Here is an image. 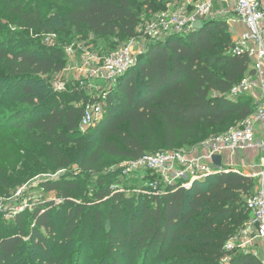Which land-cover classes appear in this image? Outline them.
Masks as SVG:
<instances>
[{"label":"trees","instance_id":"trees-1","mask_svg":"<svg viewBox=\"0 0 264 264\" xmlns=\"http://www.w3.org/2000/svg\"><path fill=\"white\" fill-rule=\"evenodd\" d=\"M57 1L69 8L65 19L49 24L56 27L58 46H44L37 39L29 44L9 27L42 28L47 24L41 12L21 4L10 8L13 0H0L10 8L9 14L0 17V85H8L0 95V133L25 129L44 147L41 155L25 147L21 170L10 174L6 185L16 186L39 173L44 162L55 171L66 169L75 155L68 154L66 146L73 145L80 148L82 176H97L104 187L105 178L98 175L106 157L135 161L147 153L191 148L200 144L192 142L202 129L222 127L232 117L241 121L252 112L249 99L236 101L227 96L249 70V57L233 54L230 38L225 43L212 40L217 28L228 26L214 19L207 20L201 30L151 41L137 65L106 98L103 119L83 132L80 123L91 99L86 90L74 84L59 92L40 77L66 68L64 47L77 38L75 30L86 28L96 37L128 39L136 34L140 15L131 0ZM176 1L181 0H156V4L163 11ZM120 44L117 41L109 48ZM115 95H119L117 102L112 98ZM158 146L163 148L157 150ZM147 174L156 177L150 171ZM77 185L60 180L41 183L48 191L60 188L64 203L70 204L61 234L54 238L57 226L42 205L18 212L8 223L13 233L7 235L0 228V264H42L43 254V264H83L86 231L72 238L82 213L74 200L81 193ZM256 187V180L242 173L221 172L196 181L190 189L169 186L164 194L153 193L139 209L134 194L100 188L95 200L112 202V229L106 233V255L101 258L110 259L109 264H262L261 257L252 252L226 247L250 220L246 199ZM133 205L136 209L125 224L126 209ZM29 212L34 225L26 237L23 217ZM4 213L0 211V220L4 221ZM43 231L62 249L65 245L60 253L45 246L48 239Z\"/></svg>","mask_w":264,"mask_h":264},{"label":"built area","instance_id":"built-area-1","mask_svg":"<svg viewBox=\"0 0 264 264\" xmlns=\"http://www.w3.org/2000/svg\"><path fill=\"white\" fill-rule=\"evenodd\" d=\"M214 19L226 22L231 28L235 24L242 27L232 51L235 55H248L249 70L232 86L227 96L236 101L249 99L252 112L227 131L191 148L147 153L131 161L123 169V174L129 175L138 169L150 171L157 178L147 184L153 190L152 194L159 195L164 194L169 186L190 189L196 181L221 172L236 171L256 180L255 192L246 199L251 218L228 241L226 247L252 252L260 256L264 264V0L176 1L152 17L141 34L146 41H157L175 33H190L195 30L194 24L198 20L205 23ZM139 44L140 41L134 36L104 55L95 53L90 44L80 45L83 53L81 67L77 68L81 74L77 84L91 98L84 108L80 123L82 130L95 126L103 119L104 102L109 95L105 84H111V87L116 85L123 75L137 65L139 56L144 52L137 50ZM73 50L72 46L67 48L69 54ZM55 84L57 91L64 89H61L62 83ZM214 155L221 156V164L214 161ZM21 205L10 207L2 199L0 211L12 219L27 207L23 203Z\"/></svg>","mask_w":264,"mask_h":264},{"label":"rangeland","instance_id":"rangeland-1","mask_svg":"<svg viewBox=\"0 0 264 264\" xmlns=\"http://www.w3.org/2000/svg\"><path fill=\"white\" fill-rule=\"evenodd\" d=\"M131 2L133 9L140 15V23L137 27L136 35H134L136 36L137 40L140 41L137 50H144L145 52L151 41H146L142 38L141 30L152 17L160 12L162 6L156 4V0H150V3L148 4H146L147 2L145 0H131ZM17 4H21L23 7L29 10L40 11L43 16L44 23L47 25L43 24L42 28L40 26L39 29H28L26 27L21 28L14 24H10L9 27L11 30L16 33L20 32L21 35H23V39L29 40L28 43L31 40L37 39L42 42L44 46H58V34L55 31L56 27H51L49 24L56 22L60 18L65 19V14L69 7L58 2L57 0H13L10 8L16 6ZM150 7L152 8L150 9ZM10 8L9 5L0 3V17L3 14H9ZM3 18L6 20L5 15ZM51 28L53 31H50ZM75 33L77 38L73 39L74 41L71 45H66V48L64 47L66 50V67H69L59 73L40 77L41 80H44L46 83L50 84L53 90H56V82L62 83L61 89L62 87L64 89L61 92L68 91L72 86H74V84H77V79L81 76L79 69L77 68L81 67L80 58L83 53V49H80V45L90 44V46H93V51L95 53L104 55L110 50L109 45L112 43L119 41L123 44L130 39L120 36L96 37L93 32H90L86 28H79L78 30H75ZM240 33L241 30H239L237 24H235L234 28H231L229 25L227 27L223 26L217 28L216 31L213 32L212 40L225 43L227 42V39L230 38L232 43H234L236 42L238 34ZM186 34L187 33H180V35ZM71 46L73 47L74 52L69 54L67 52V48ZM6 86L8 85H0V95L3 88H6ZM114 86L115 85H112L111 87V84H105V90L107 93L110 94V92H112L115 88ZM62 96L65 97L67 95ZM112 98L114 102H117L119 95H115ZM239 122L240 120L238 118L232 117L226 121L222 127L202 129L200 134L193 139L192 144L201 143L213 135L223 133L231 127L237 125ZM82 131L86 132L87 129ZM92 141H94V139H92ZM25 147L30 149L32 154H36L38 151L40 155L44 154V147L42 143L34 139L31 136V133H27L25 129H14L9 130L6 133H0V200L3 199L4 203L10 207H20L23 203L25 204L24 206H27L24 210L28 211L33 210L36 204L42 205V209H45L49 212L53 223H55L57 226L58 231L54 237L56 239L58 238V234H61V228H63L64 219L69 213L70 204L64 203L65 198L63 191L60 188L48 191L45 187L41 186V183L45 181L60 180L63 183L74 182L75 184H78L77 191L81 193L79 195H75L74 200L79 205H81L82 213L78 218L77 227L73 231L72 238L75 239L83 234V230L86 231L85 235L87 242L84 250L82 251V254L84 255L83 264H100V261H102L101 264H109L110 259L106 260V258L101 257H103V254L106 255V233L112 229L110 220L112 202L96 201L95 193L100 188L108 186L113 193L123 192L128 195L134 194L133 202L134 204H138L139 209L141 207V202L145 201L150 195H152L153 192L147 183L151 180H155L157 177H148L149 174H147V172L142 169L133 170L129 175H125L123 174V169L128 166L131 161L125 158L108 156L104 160V168L100 172V175H98H103L105 178L103 185L104 187H101L98 183L97 176H82L81 169L78 164V154L80 152V148L72 145L66 146L68 154H75L72 158L73 160L71 159V164L66 169H58L55 171L48 167L44 162L42 171L31 177L25 178L22 183L16 186H8L5 182H7L9 175L21 170L22 157L25 155V151L23 149H25ZM157 148V150H159L163 147L158 146ZM134 206L135 205L126 209V213L122 219L125 221V224H128L131 213L136 209ZM2 213L4 212L2 211ZM5 214L6 213H4L3 216L4 221L2 219L0 220V228H2L1 231L3 233L8 235L13 233L15 230H11L9 228L8 223L10 219L7 218ZM23 220L26 234L25 236L27 237L28 234L31 233V229L34 225L30 212L25 214ZM1 231L0 236L2 234ZM43 232L48 239V241L45 243V246L49 247L51 252L54 254L60 253L64 249L65 245L62 249L60 245L57 244L56 240L53 239V237L51 238L50 233L48 234L45 231ZM258 253L261 255L260 252ZM45 256V254L42 255V264Z\"/></svg>","mask_w":264,"mask_h":264},{"label":"water","instance_id":"water-1","mask_svg":"<svg viewBox=\"0 0 264 264\" xmlns=\"http://www.w3.org/2000/svg\"><path fill=\"white\" fill-rule=\"evenodd\" d=\"M204 28V23L202 22V20H198L195 24H194V29L195 30H201ZM214 161L217 164H221V156L220 155H214L213 156Z\"/></svg>","mask_w":264,"mask_h":264},{"label":"crops","instance_id":"crops-1","mask_svg":"<svg viewBox=\"0 0 264 264\" xmlns=\"http://www.w3.org/2000/svg\"><path fill=\"white\" fill-rule=\"evenodd\" d=\"M181 2H182V1H181ZM237 25H238V24H237ZM238 28H239V30H241V29H242V27H241V26H239V25H238Z\"/></svg>","mask_w":264,"mask_h":264}]
</instances>
